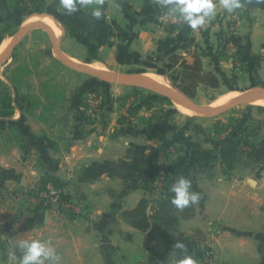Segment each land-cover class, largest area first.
Returning <instances> with one entry per match:
<instances>
[{
	"label": "crops",
	"instance_id": "obj_1",
	"mask_svg": "<svg viewBox=\"0 0 264 264\" xmlns=\"http://www.w3.org/2000/svg\"><path fill=\"white\" fill-rule=\"evenodd\" d=\"M50 1L40 10L60 25V37L41 21L24 26L29 16L23 15L16 34L0 41V46L9 41L0 54V67L7 65L0 68V92L11 95L13 107L11 115L0 116V264H15L16 259L20 264L16 246L32 238L55 249L57 264H179L182 255L173 248L177 240L172 233L181 235L186 254L196 264H206L209 248L212 264H264V141L251 152L229 150L222 170L216 164L204 170L202 164L189 165L183 158L177 177L169 182L166 175L164 197L156 204L149 199L155 190L142 177L163 155L156 146L163 129L153 128L140 111L130 120L115 118L112 112L103 121L61 114V106L82 112L87 82L74 78L75 92L61 96L55 92L57 84L42 82V70L25 69L22 63L10 66L17 60L16 48L42 25L51 31L55 60L58 53L64 56L78 67L68 65L77 75H90L86 71L93 63L106 61L128 76L165 77L161 68L173 67L176 83L165 80L181 91V62L193 64L198 58L203 72L215 74L219 86L200 84L197 91L224 89L228 82L236 85L231 91L264 88V0H241L242 7L231 13L216 0V16L196 31L184 23L163 27L158 12L168 9L158 0H92L72 15L59 7V0ZM95 10L101 12L99 18L91 15ZM35 23L39 25L31 27ZM31 79L33 84L28 83ZM46 174L63 181L67 195L85 202L81 216L61 217L11 200L12 191L33 187ZM181 176L202 199L177 209L170 203V188ZM143 200L146 229L134 227L125 217Z\"/></svg>",
	"mask_w": 264,
	"mask_h": 264
},
{
	"label": "rangeland",
	"instance_id": "obj_2",
	"mask_svg": "<svg viewBox=\"0 0 264 264\" xmlns=\"http://www.w3.org/2000/svg\"><path fill=\"white\" fill-rule=\"evenodd\" d=\"M30 1L31 0H26L27 8H29L30 4H32ZM53 1L55 0H51L50 2ZM9 3L11 4L12 8H10L12 10L14 18H19L17 28L20 29L22 27L20 26V22L23 15H17L14 9V6L17 5V0H9ZM47 7L50 10L53 9L50 5H47ZM7 10L10 13V10ZM42 12L43 10L39 9L35 13L28 15L29 17L26 19L24 26H28L30 23L40 22H31V20L35 18L54 19L50 15L46 13L43 14ZM2 15L3 13L0 11V37L4 34H16L17 28L15 29L13 34H11L10 32L13 28L12 25L8 23L2 24ZM59 15H61L59 17L64 18V14L60 13ZM52 24L55 25L54 23ZM55 26L58 28L57 25ZM48 32H51L48 30V27L43 26H38L35 30L31 31L26 36L25 40L21 42V44L16 48L15 58H17V60L10 66L16 65L17 63H22V66L25 69L29 68L32 70H42V82L48 86L51 84H57V89L55 92H57V94L61 93V96L62 93L63 96H65L66 94L67 97L75 92L72 90L73 83L75 82L74 78L80 77V80L87 82L89 87V94H82V99L84 101L82 102V112L76 114L73 109L61 106L58 110H61V114L82 115V117L86 120L91 121L93 120V118H96L97 121H103L104 119H107V117H109V112H112L115 114V118L130 120L140 111L144 114V116H147L153 128H157L158 130L163 129L164 133L162 134L163 137H161L160 142H155L156 146H159V149H162L163 155H161L162 157L157 158L156 163L151 165L149 168L146 167L143 170L144 173H147V178L150 179L149 181H147L148 185L152 186L153 190H155V193L151 190L149 192V199L152 200L153 203L159 204V201L154 200H157L160 196L164 197V191H162L164 189V186L162 187V190H159L158 188L162 185L161 180H158L160 170H162L161 174L163 173V171L166 173L169 178V182L172 180V177H177L175 171L179 168V163H181L183 158L187 159L186 164L189 165L202 164L204 166V170H206L205 168L210 170L211 167L215 164L222 170L225 168L224 166H227L228 164L229 158L228 156H225V154L229 150L251 152L256 149L262 141H264V105L259 103L257 100H248L216 116H204L199 114L198 112L193 111L184 113L178 108V101L175 102L174 100H171L161 92H157L155 90L140 86H134L132 84L126 83L125 81L145 80V82L149 84L151 83L157 89H160V91L166 92L167 94L178 93L179 91L174 89L172 85L169 84L171 89H166L150 82L145 78V75H139L140 77L125 75L122 71L115 70V68H113V64L109 61H106L105 65H102L100 63H93V65H91V68L89 67V69H87L89 71L101 73L103 74V76H99L97 74L77 75V73H74L73 70L63 62L62 58L65 59L64 56L60 58V54L58 53L55 60L52 53L53 49L51 52V46L53 48V44H51V42L49 41ZM4 42L5 46H7L9 41ZM65 61L68 60L65 59ZM170 61L172 62L171 58ZM6 66L7 65H5V63H2L0 68L4 69L6 68ZM200 67L202 69L201 60ZM161 69L165 71V74L163 75L165 77L156 74H146V76L150 79H156L158 83H169L167 80H165L166 77H168L167 79H169L170 81H174L173 83H176L175 79H177L178 76L176 74V71L173 70V67L163 66V68ZM31 80L28 83L31 82V84H33L32 82H34L33 80L35 79ZM237 82H240V80H237ZM234 86L236 85L228 82L227 85L224 86V89H210L208 87H203L198 89V91L196 89V95L194 97H190L187 94L186 95L194 103L208 109H214V106L216 105L220 97H223L228 93H233V95L237 96L235 97V99H237L239 98V96L242 97L248 93L264 92V88L254 90H228L233 88ZM240 86L243 87L244 85L240 84ZM30 92H34L33 86L30 89ZM96 96L102 99V107H100V109L98 110L99 112H95V107L92 106L93 103L91 102ZM57 97L61 99L60 95H58ZM58 98L56 99L58 100ZM218 107L219 106H215V109H218ZM74 121L75 120L73 119V122ZM66 125L69 126V124ZM88 128H90L89 125ZM189 149L190 151L188 153V156L186 157L185 154ZM191 173L195 174L194 170H192ZM151 174L152 176H154L153 178L151 177ZM191 176L194 178L193 175ZM160 178H163V174ZM41 180L33 187L31 186L29 188L12 191L9 194V197L11 198V200H14V198L16 200L21 199L28 206H31L33 208H43L61 217H77L81 216L85 212V202H83L81 199H75V197L71 195H67V193L65 192V184L59 178L58 180L62 183V186H55L52 182H48V184L58 187L60 191H63L68 197H70L74 201L76 209L78 211H81L80 214L75 215V213L73 212H65L62 210V208L59 207V204L46 206L41 203V206L39 204L34 205L32 201V198L36 197V195L34 194L37 193L39 195L40 191L44 189V193L48 192L46 191L48 188V185H46L47 183L42 185L43 183H41ZM43 186H45L44 189L42 188ZM21 206H23V204ZM206 251L211 252V248L207 249ZM16 255L17 254L11 257L15 259L17 257ZM14 262L15 264H17V259L14 260Z\"/></svg>",
	"mask_w": 264,
	"mask_h": 264
},
{
	"label": "clouds",
	"instance_id": "obj_3",
	"mask_svg": "<svg viewBox=\"0 0 264 264\" xmlns=\"http://www.w3.org/2000/svg\"><path fill=\"white\" fill-rule=\"evenodd\" d=\"M92 0H59V7L68 15H72L81 8L89 5ZM163 8H167L170 15L177 16L184 24L196 31L206 23H210L216 16L217 2L216 0H158ZM224 10L231 13L242 7L241 0H219ZM92 16L99 18L101 12L95 10ZM192 183L186 177H179L171 186L170 191L173 197L170 201L172 206L177 209H184L190 204L195 205L202 199V195L196 191H192ZM20 253V264H57L60 260L55 249L41 239L32 238L21 240L16 246ZM173 248L180 251L182 259L179 264H196L194 258L187 255L186 245L183 241L177 240ZM15 252L10 256H15Z\"/></svg>",
	"mask_w": 264,
	"mask_h": 264
},
{
	"label": "trees",
	"instance_id": "obj_4",
	"mask_svg": "<svg viewBox=\"0 0 264 264\" xmlns=\"http://www.w3.org/2000/svg\"><path fill=\"white\" fill-rule=\"evenodd\" d=\"M45 0H31L29 8H27L26 0H17V5L14 6V9L18 14L20 15H30L32 13H35L39 9H42V6L44 4ZM10 5V6H9ZM11 4L9 3V0H1L0 1V11L3 13V19L2 24H10L12 25L11 34L15 31L17 28V25L19 23V18H14V15L11 10ZM37 8V10H36ZM10 10V13L8 10ZM5 35V34H4ZM3 35V36H4ZM3 36L0 37V41L3 38ZM181 79L180 84L178 85L179 89L187 94L190 97H194L196 95V89L200 84H206L208 86H211L213 88L219 86V80L217 76L211 72H201L203 71L200 67V59L196 58L193 64H188L186 62H181ZM13 107L11 106V95L7 91H1L0 92V116H9L12 114ZM147 173L144 174L142 177L143 180L149 181L150 179L147 178ZM151 177L153 178L154 176ZM151 178V179H152ZM52 182L55 186H62V183L58 180L56 176L46 174L42 180V185ZM145 205L146 200H143L141 204L134 210L125 212V217L129 219L131 224L134 227L140 228V229H146L148 226V220L145 215ZM160 206L165 207L164 203L162 202ZM167 208V205H166ZM172 236L175 237L176 240L182 241L181 235L172 233ZM184 241V240H183ZM190 246V244H189Z\"/></svg>",
	"mask_w": 264,
	"mask_h": 264
},
{
	"label": "built area",
	"instance_id": "obj_5",
	"mask_svg": "<svg viewBox=\"0 0 264 264\" xmlns=\"http://www.w3.org/2000/svg\"><path fill=\"white\" fill-rule=\"evenodd\" d=\"M157 17H158L160 24L163 27H167V28H173V27L175 28V27H178L184 23L177 16L170 15L168 10H162V11L158 12ZM91 102L93 103L92 106L95 107V112L98 111L100 109V107H102V99L98 96L93 98V100ZM161 171L162 170H160L159 178L161 177L162 174H163V178L162 179L158 178V180H161V182H162L161 187H158L159 190L163 189L162 187L164 185V181L166 180V173L163 171V173L161 174ZM46 185H48V188L46 190L48 192L44 193L43 191H45L44 187ZM46 185L42 187L44 190H41L39 195L37 193L34 194V195H36V197L32 198L34 205H38V204L40 205L41 203L46 205V206H50L53 204L54 205L59 204V207L62 208V210L65 212H69V213L73 212V213H75V215L80 214L81 211H78L76 209L74 201L70 197H68L63 191H60V189L58 187L52 186L51 184L47 183ZM157 200H159V199H157ZM204 260H205L206 264H211L213 262L212 253L206 251V253L204 255Z\"/></svg>",
	"mask_w": 264,
	"mask_h": 264
},
{
	"label": "water",
	"instance_id": "obj_6",
	"mask_svg": "<svg viewBox=\"0 0 264 264\" xmlns=\"http://www.w3.org/2000/svg\"><path fill=\"white\" fill-rule=\"evenodd\" d=\"M37 25H39V23H35L31 27L37 26ZM62 60L65 64H67L69 66H73L75 68H78L75 65L71 64L70 62L65 61V59L62 58ZM86 72H89L90 74H97L99 76H101V75L103 76V74H101V73H97V72H93V71H89V70ZM125 82L128 84H132L134 86H140V87L155 90L157 92H161V93H163V95L169 97L171 100L181 102V103L189 106L190 108L194 109L195 111H197L198 113H200L201 115H204V116H216V115H218L222 112H225V111L233 108L234 106L240 105V104H242L248 100L264 97V92H253V93L246 94L242 97H239V98L233 100L232 102H230L229 104H227L226 106H224L222 108L208 109V108H205L203 106H200V105L194 103L185 93L180 92L179 90H178L179 92L176 94H167L166 92H163V91H160V89H157L151 83L149 84L145 81H140V80L139 81H129V80H126Z\"/></svg>",
	"mask_w": 264,
	"mask_h": 264
},
{
	"label": "bare ground",
	"instance_id": "obj_7",
	"mask_svg": "<svg viewBox=\"0 0 264 264\" xmlns=\"http://www.w3.org/2000/svg\"><path fill=\"white\" fill-rule=\"evenodd\" d=\"M38 18H35L34 20L35 21H41V22H43V23H45V25L46 26H48L51 30H52V32L56 35V37L58 38L59 37V35L61 36L62 35V29H61V27H60V25L54 20V19H51V18H44V19H39V20H37ZM52 23H54L55 25H57L58 26V28L56 27V26H54ZM42 26V25H41ZM44 27V26H43ZM60 30V31H59ZM53 37V36H52ZM6 46H5V42L0 46V53H1V51L2 50H4V48H5ZM92 70H94V69H92ZM96 70V69H95ZM101 72V71H100ZM102 72H104V71H102ZM149 75V74H148ZM141 76H143V75H141ZM140 77V76H139ZM144 78V77H143ZM145 78L147 79V80H149L150 82H152V83H154V84H156V85H158V86H161V87H163V88H166V89H171L170 88V85H169V83H167V82H164V83H158V81L156 80V79H150V78H148L146 75H145ZM158 78V77H157ZM156 80V81H155ZM145 81V80H144ZM250 92V91H249ZM249 94V93H248ZM235 97H237V96H235V95H233V93H228V94H226V95H224L223 97H220V99L217 101V103H216V105L215 106H219V107H223V106H225L226 104H228V103H230V102H232L233 100H235ZM240 97V96H239ZM253 100H257L259 103H261L262 105H264V97L263 98H256V99H253ZM250 101V100H249ZM257 101H256V103H257ZM176 102V101H175ZM253 102V101H252ZM177 106H178V108L180 109V111H182V112H184V113H189V112H191V111H193V112H197V111H195L194 109H192V108H190L189 106H187V105H185V104H182V103H177ZM215 106H214V109H215ZM207 107V106H206ZM218 107V108H219ZM213 108V107H212ZM200 114V113H199Z\"/></svg>",
	"mask_w": 264,
	"mask_h": 264
}]
</instances>
